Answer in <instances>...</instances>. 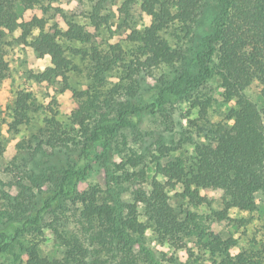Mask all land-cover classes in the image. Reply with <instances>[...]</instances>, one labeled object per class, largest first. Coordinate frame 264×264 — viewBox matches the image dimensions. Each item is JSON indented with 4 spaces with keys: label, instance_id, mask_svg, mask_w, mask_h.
Here are the masks:
<instances>
[{
    "label": "trees",
    "instance_id": "obj_1",
    "mask_svg": "<svg viewBox=\"0 0 264 264\" xmlns=\"http://www.w3.org/2000/svg\"><path fill=\"white\" fill-rule=\"evenodd\" d=\"M46 1L45 12L53 11L52 17H60L66 28L58 27L57 22L48 24L44 18L23 20V13L33 9L38 0H0V84L8 71L5 38L18 32L16 43L29 45L39 57L49 60V66L31 74L30 79L36 84H62L63 91L70 89L68 73L75 66L59 40L91 42L94 32L110 25V16L101 14L103 3L117 0H100L92 7L88 15L92 33L71 22L68 13L55 6L58 0ZM202 1L124 0L118 9V27L127 25L130 7L135 3L150 18V24L142 32L132 30L129 34V40L137 48L128 62H123L118 55L120 47L114 45L110 47L105 62L97 56L99 68L102 70L104 63L109 66L120 61L123 71L131 78L145 68L172 65L181 58V53L174 50L161 33L174 23L181 24L189 33L200 14ZM204 4L213 10L211 32L203 38L199 50L192 54L187 70L171 85L150 93L148 99L129 103L128 109L115 118L100 115L91 128L86 124L90 111L87 102H78L71 114V123L82 129L80 142L69 140L68 131L49 106L37 104L31 92H16L7 131L16 134L21 126L29 124L30 113L47 110L51 114L44 121L48 131L47 143L52 149L58 148L59 155L64 154V158H59L57 165L52 167L50 172L54 179H50L48 190L40 191L39 195L34 194L26 201L15 198L10 204L7 222L0 228V253L11 252L18 238L33 233L35 241L23 248L24 264H86L90 253L94 264H109V261L100 259L103 251L112 253L116 264H147L153 262L152 256L140 239L151 229L160 243L168 242L177 249H187L190 244L206 252L211 264H264V252L256 248V240L249 241L248 249L232 254L236 244L234 239H223L215 234L206 221H201L189 209L176 206L168 194L178 187L181 192L176 197L185 201L186 206L197 207L211 205L206 193H219L222 209L211 210L207 220L232 228L241 220L230 218V211H260L264 214V0H204ZM34 31L37 34L32 37ZM73 52L80 53L78 50ZM213 57L216 61L209 66ZM213 75L221 81L224 99L233 106L225 118L211 122L206 119L208 102H195L199 106V118L191 125L202 140L194 148V161L186 164L176 158L165 165L155 164V173L164 182L156 177L152 179L150 194L143 201L145 222L139 220L136 204L122 203L109 185L100 202L79 191V184L92 170L99 147L107 171L111 139L129 124L132 116L143 112L156 113L164 103L188 94ZM250 88L256 91L252 99L245 94ZM128 164L135 167L136 160L129 158ZM258 192L262 196L259 207L254 200ZM34 198L37 199L34 201ZM65 201L81 202L79 217L93 226L90 231L94 233L88 237L90 245H97L100 249L82 248L78 240L64 242L57 234L68 250L67 256L63 259L55 255L43 257L39 252V245L44 240L43 220ZM261 235L264 236V223ZM134 245L142 256L134 253Z\"/></svg>",
    "mask_w": 264,
    "mask_h": 264
},
{
    "label": "rangeland",
    "instance_id": "obj_2",
    "mask_svg": "<svg viewBox=\"0 0 264 264\" xmlns=\"http://www.w3.org/2000/svg\"><path fill=\"white\" fill-rule=\"evenodd\" d=\"M98 1L100 0H58L55 6L68 13L67 17L71 22L92 33L93 27L88 15ZM123 1L103 3L101 14L110 16V25L94 32L91 42L79 43L63 38L59 40L75 66V69L68 73L67 83L70 89L66 91L62 90V84L59 83L48 85L33 82L30 75L48 67V58L39 57L29 45L16 43L18 32L6 36L8 45L4 49L8 71L0 84V228L7 222L6 213L15 198L26 201L34 194L39 195L40 191L50 188V179H54L50 171L57 165L59 158H64V154L59 155L58 148L52 149L47 143L48 131L44 121L51 116L47 110L30 113L29 124L21 126L16 134L7 131L17 91L31 92L37 104L49 106L52 114H56V119L68 131L69 140L73 143L80 142L82 129L71 123V114L78 102H87L86 106L90 109L86 121L89 128L100 115L115 118L117 114L128 109L129 103L148 99L150 93L153 94L157 88L171 85L178 75L187 70L192 54L199 50L203 38L211 32L213 10L205 5L203 0L200 14L189 33L179 23L172 24L161 33L174 50L180 51L181 58L178 61L172 65L145 68L131 78L123 71L120 61L109 66L104 63L101 70L97 56L105 62L104 59L110 55V47L118 45L121 50L118 55L123 62H128L137 48L136 44L129 40V34L132 30L142 32L150 24V18L140 10L139 4L135 3L130 7L127 25L118 27V9ZM47 5L46 0H38L33 9L23 13V20L27 21L32 17L44 18L48 20V24L57 22L58 27L66 28L60 17H52L53 11L45 12ZM36 34L34 31L32 37ZM31 41L32 39H29V42ZM76 50L80 53L73 52ZM215 61L216 57H213L209 66ZM255 93L254 88L245 90V94L251 99ZM196 101L208 102L206 119L211 122L225 118L233 106L232 102L224 99L221 81L213 75L188 94L170 99L156 113L143 112L132 116L129 124L111 139V156L109 155L107 171L103 166L102 148L99 147L92 170L79 184V191L100 202L109 185L122 203L136 204L138 218L145 222L143 201L150 194L152 179L156 177L164 182L161 176L156 175L155 164L159 162L165 165L176 158L184 160L186 164L194 161V148L202 140L198 131L191 125L192 121L196 122L199 118V106L195 105ZM129 158L136 160L135 167L129 166ZM180 192L178 187L168 191L174 200L173 203L182 209H189L201 221H206L212 231L221 238L234 239L236 244L232 254L248 249V243L253 239L258 243L256 248L264 252V236L261 235L263 213L233 210L229 212V217L241 220L236 227L215 224L211 220L208 222L207 217L211 210L222 209L219 193H206L210 206L192 207L186 206L185 201L176 197ZM254 200L257 207L261 206V193H256ZM81 208L80 201H65L56 212L45 217L42 223L44 240L39 245V252L43 257L55 255L60 259L65 258L68 250L63 243L66 241L78 240L82 248L100 249L97 245H90L91 240L88 237L94 233L90 231L93 226L80 219ZM57 234L65 241L61 242L62 239ZM34 238L33 233L18 238L11 252L0 253V264H24L26 255L23 248L35 241ZM140 240L152 256L153 262L149 261L147 264H211L206 252L190 244L187 250L177 249L168 242L160 243L151 229H148ZM133 251L141 255L136 245ZM112 255L103 251L100 259L109 261V264H116V257ZM86 264H94L91 253L86 259Z\"/></svg>",
    "mask_w": 264,
    "mask_h": 264
}]
</instances>
